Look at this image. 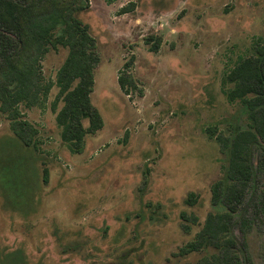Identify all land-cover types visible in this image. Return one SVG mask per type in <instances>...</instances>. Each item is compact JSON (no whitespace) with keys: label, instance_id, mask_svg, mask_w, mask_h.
<instances>
[{"label":"rangeland","instance_id":"1","mask_svg":"<svg viewBox=\"0 0 264 264\" xmlns=\"http://www.w3.org/2000/svg\"><path fill=\"white\" fill-rule=\"evenodd\" d=\"M131 2L135 10L119 15ZM76 17L97 41L91 100L104 127L87 136L81 155L71 154L50 108L54 87L46 105H20L38 131L37 152L0 112V264H204L216 250L174 254L210 212L224 209L210 203V187L225 180L229 162L218 137L248 128L245 108L227 100L232 85L224 79L254 54V39L264 38V0H89ZM67 54L45 55L46 81L55 82ZM132 56L127 74L137 89L126 95L118 75ZM263 155L264 143H256L254 179L229 233L243 264H264V220L246 212L264 192ZM191 192L199 195L192 207L185 204ZM182 212L199 218L189 234ZM245 216L253 226L243 236Z\"/></svg>","mask_w":264,"mask_h":264},{"label":"trees","instance_id":"2","mask_svg":"<svg viewBox=\"0 0 264 264\" xmlns=\"http://www.w3.org/2000/svg\"><path fill=\"white\" fill-rule=\"evenodd\" d=\"M83 1V2H81ZM89 0H0V112L9 121L10 130L26 147L41 152L37 129L24 118L20 110L44 106L54 87L58 89L51 102L60 138L69 152L81 155L86 148L87 136H94L104 127V119L93 105L91 95L95 86L94 71L100 62L97 41L90 28L76 13L88 8ZM118 0H105L111 5ZM135 4L129 3L119 15L131 13ZM151 38L145 40L149 45ZM161 42L150 46L157 52ZM60 48L68 51L67 57L57 71L56 80L46 81L41 61L51 51ZM249 58H241L224 79V85L232 87L224 91L229 103L239 102L246 110L247 130L238 131L232 139L218 137L222 153H229L225 180H217L210 187V203L215 209L210 212L194 238L174 254L185 257L206 248L216 250L204 264H243L236 241L229 235L234 225V216L244 207L247 190L254 179L251 152L256 143H264V38L254 39ZM30 55L25 60V54ZM134 56L125 63L118 75V84L124 94L137 89L127 71L134 63ZM62 106L59 108V105ZM87 122V125L85 124ZM264 169V155L261 161ZM43 181H49V170L44 168ZM252 203L254 218L264 220V192ZM199 195L191 192L185 204L195 206ZM248 209V208H247ZM182 230L189 234L199 225L194 214L182 212ZM262 217V218H261ZM251 217H242L240 231L243 236L252 228ZM242 246L246 249V243ZM250 263V260L248 261Z\"/></svg>","mask_w":264,"mask_h":264}]
</instances>
